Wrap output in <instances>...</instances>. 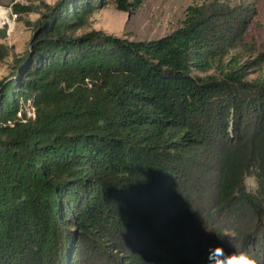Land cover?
Masks as SVG:
<instances>
[{
    "label": "trees",
    "instance_id": "1",
    "mask_svg": "<svg viewBox=\"0 0 264 264\" xmlns=\"http://www.w3.org/2000/svg\"><path fill=\"white\" fill-rule=\"evenodd\" d=\"M9 1L12 17L41 11L0 81V264H210L216 248L259 250L264 78L250 76L264 52L238 55L245 18L190 6L170 35L130 41L85 31L90 15L145 0ZM223 215L252 231L231 235Z\"/></svg>",
    "mask_w": 264,
    "mask_h": 264
},
{
    "label": "rangeland",
    "instance_id": "2",
    "mask_svg": "<svg viewBox=\"0 0 264 264\" xmlns=\"http://www.w3.org/2000/svg\"><path fill=\"white\" fill-rule=\"evenodd\" d=\"M47 5H53L57 0H41ZM27 4V0H19ZM223 5L230 8L233 16L241 15L247 24L240 29V46L244 53L234 52L242 57L243 61L253 60L259 53L264 52V0H145L141 8L134 13H123L113 7L94 11L89 18L90 25L85 31H99L105 35L114 36L130 41L153 40L170 35L182 26L186 18V10L190 6ZM9 0H0V7L9 9ZM32 5L37 6L34 2ZM20 14L12 17L8 12H0V81L11 73L15 59L29 50V40L32 34L31 24L39 17V12ZM242 61V62H243ZM264 78V70L254 73L251 79L257 76ZM247 188L255 192L258 185L250 181ZM220 225H230L234 233L239 236L241 232H248L251 221L248 217L242 219L225 220V215L220 217ZM219 223V222H218ZM252 231V230H251ZM236 236V237H237ZM259 250L248 253L258 263L264 264V231L256 233Z\"/></svg>",
    "mask_w": 264,
    "mask_h": 264
},
{
    "label": "clouds",
    "instance_id": "3",
    "mask_svg": "<svg viewBox=\"0 0 264 264\" xmlns=\"http://www.w3.org/2000/svg\"><path fill=\"white\" fill-rule=\"evenodd\" d=\"M254 180L255 177L246 175L244 181L245 187L248 188L250 186L249 182ZM209 260L210 264H258L255 258L244 253L226 255L223 248L210 250Z\"/></svg>",
    "mask_w": 264,
    "mask_h": 264
}]
</instances>
